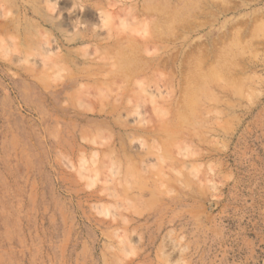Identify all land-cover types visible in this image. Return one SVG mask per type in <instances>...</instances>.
Masks as SVG:
<instances>
[{
	"label": "rangeland",
	"instance_id": "obj_1",
	"mask_svg": "<svg viewBox=\"0 0 264 264\" xmlns=\"http://www.w3.org/2000/svg\"><path fill=\"white\" fill-rule=\"evenodd\" d=\"M0 264H264V0H0Z\"/></svg>",
	"mask_w": 264,
	"mask_h": 264
}]
</instances>
